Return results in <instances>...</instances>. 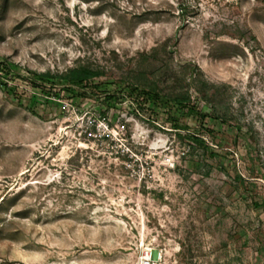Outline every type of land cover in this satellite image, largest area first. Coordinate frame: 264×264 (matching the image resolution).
<instances>
[{
  "label": "rangeland",
  "instance_id": "1",
  "mask_svg": "<svg viewBox=\"0 0 264 264\" xmlns=\"http://www.w3.org/2000/svg\"><path fill=\"white\" fill-rule=\"evenodd\" d=\"M144 52L199 66L228 121L33 75ZM0 58V264H264V0H0Z\"/></svg>",
  "mask_w": 264,
  "mask_h": 264
},
{
  "label": "trees",
  "instance_id": "2",
  "mask_svg": "<svg viewBox=\"0 0 264 264\" xmlns=\"http://www.w3.org/2000/svg\"><path fill=\"white\" fill-rule=\"evenodd\" d=\"M187 8H182L184 14ZM168 44L164 45L167 49ZM11 68L7 58H0V71ZM35 79L41 82L54 81L53 85L67 83L71 95H75V89L87 91V95L103 100L105 111L116 102L128 101L133 107L137 117H144L152 122L164 115L170 121L176 111L197 110L193 91L205 102L212 116L226 122L227 116L215 95L216 86L208 82L204 72L196 64L190 62L179 66L166 63L164 59L157 57L156 53L144 52L139 60L132 62L122 75L111 72L108 80H102L108 75L105 68L91 64H80L65 72L45 74L33 72ZM193 90V91H192ZM86 94V92H85ZM109 111V110H108ZM173 129L177 131L179 138L190 145L193 152L201 151L202 154H213V148L198 134H181V126L175 122ZM255 206H259L255 202Z\"/></svg>",
  "mask_w": 264,
  "mask_h": 264
}]
</instances>
